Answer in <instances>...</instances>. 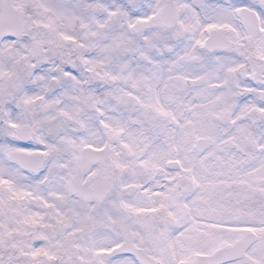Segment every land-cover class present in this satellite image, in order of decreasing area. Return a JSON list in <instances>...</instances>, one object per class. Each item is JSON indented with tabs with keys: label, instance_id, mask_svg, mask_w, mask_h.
<instances>
[{
	"label": "snow or ice",
	"instance_id": "6c2138e0",
	"mask_svg": "<svg viewBox=\"0 0 264 264\" xmlns=\"http://www.w3.org/2000/svg\"><path fill=\"white\" fill-rule=\"evenodd\" d=\"M0 264H264V0H0Z\"/></svg>",
	"mask_w": 264,
	"mask_h": 264
}]
</instances>
